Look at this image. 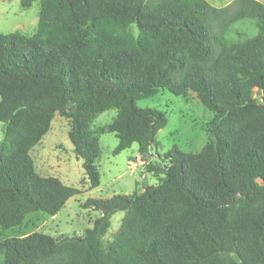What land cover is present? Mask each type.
<instances>
[{"label": "trees", "instance_id": "obj_1", "mask_svg": "<svg viewBox=\"0 0 264 264\" xmlns=\"http://www.w3.org/2000/svg\"><path fill=\"white\" fill-rule=\"evenodd\" d=\"M35 0H21L25 8ZM33 34L0 32V226L56 215L81 189L41 175L31 150L55 115L98 187L99 113L114 154L147 155L167 114L137 101L168 89L197 93L214 112L198 152L174 145L142 193L90 198L103 213L84 236L36 231L0 242L4 264H264V3L235 0H40ZM257 32L249 34L251 27ZM125 211L108 243L111 217Z\"/></svg>", "mask_w": 264, "mask_h": 264}, {"label": "rangeland", "instance_id": "obj_2", "mask_svg": "<svg viewBox=\"0 0 264 264\" xmlns=\"http://www.w3.org/2000/svg\"><path fill=\"white\" fill-rule=\"evenodd\" d=\"M212 6L223 8L233 5L235 0H207ZM264 3V0H259ZM235 8L234 5L232 6ZM41 1L25 8L21 0H0V32L20 31L33 34L37 31ZM257 32L251 27L249 34ZM141 107H156L167 114L168 123L160 129L156 142L147 155L140 154L138 143L114 154L119 143L115 132L109 131V125L117 117L118 109L111 108L97 114L91 122L92 132L100 140V156L96 162L101 174L98 187L91 183L72 143L69 132L71 121L59 113L51 122L48 133L33 147L31 155L37 171L43 176H55L63 183L81 189V193L71 197L65 206L54 216L36 211L28 214L24 222L14 228L3 230L0 226V242L12 236H24L41 231L53 236H84L102 211L93 206L85 207L90 198L106 199L115 194L142 193L149 185L161 182V176L147 170V165H168L166 153L174 146L188 152L200 151L209 139V125L214 112L203 105L196 92L188 90L185 94L175 95L168 89L160 90L155 96L137 101ZM4 124L0 121V141L3 137ZM125 211H118L111 217V225L104 236L106 243L112 241L118 232ZM4 253L0 249V264Z\"/></svg>", "mask_w": 264, "mask_h": 264}]
</instances>
